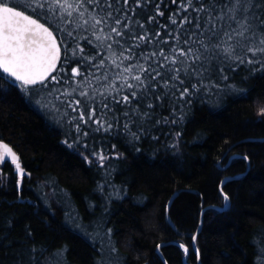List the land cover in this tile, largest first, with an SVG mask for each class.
I'll list each match as a JSON object with an SVG mask.
<instances>
[{
    "label": "trees",
    "instance_id": "1",
    "mask_svg": "<svg viewBox=\"0 0 264 264\" xmlns=\"http://www.w3.org/2000/svg\"><path fill=\"white\" fill-rule=\"evenodd\" d=\"M179 3L154 0L146 9L137 8L132 20L139 19L144 29L132 23L128 32L148 29L151 35L158 30L159 40L168 43L140 42L131 55L124 53L129 58L123 63L114 41L121 40L124 48L135 41L97 25L95 33L89 28L79 34L84 50L79 55L89 56L93 64L103 59L104 67L86 73L87 62L81 66L72 58L64 64L61 45L53 75L64 77L61 65L69 72L75 65L81 75L72 83L61 81L49 93L39 84L33 91L32 86L17 88L0 79V264H264V117L256 115L264 107V68L241 64L230 72L225 69L226 81L212 73L214 86L190 100L176 99L179 92L171 101L150 95L127 116L123 112L127 105L112 102L116 89L120 96L133 91L121 87L123 77L147 75L133 67L131 74L117 77L123 67L136 65L137 60L144 68L149 63L155 66L157 60L167 66L162 57L145 62L139 56L148 48L167 53L173 44L167 31L175 28L169 16ZM155 4L162 16L155 15ZM9 6L27 10L25 14L32 9L30 0H9ZM149 15L155 16L151 23L146 22ZM157 21L167 31L157 29ZM108 35L111 40L103 39ZM56 39L59 44L60 36ZM65 42L69 49L77 43L66 34ZM181 45L182 38L175 42L176 47ZM114 51L120 67L112 63ZM85 75L89 80L83 91L89 95L80 96L75 82ZM128 82L138 83L130 78ZM73 87L75 93L57 99L59 92L71 93ZM105 96L109 108L102 114ZM139 96L138 92L137 100ZM74 99L81 101L75 112L62 102ZM129 99L137 105V100ZM148 102L150 115L138 129ZM92 105L97 106L93 119H101L102 128L73 119L82 110L87 121ZM131 117L126 129L125 121ZM3 143L19 154L22 176L14 163L3 160Z\"/></svg>",
    "mask_w": 264,
    "mask_h": 264
},
{
    "label": "snow or ice",
    "instance_id": "2",
    "mask_svg": "<svg viewBox=\"0 0 264 264\" xmlns=\"http://www.w3.org/2000/svg\"><path fill=\"white\" fill-rule=\"evenodd\" d=\"M153 2L154 0H132L130 4V0H30L31 12L25 14L27 10L18 11L15 6H9V0H0V70H2L0 79L17 88L21 85L26 88L32 86L33 91L39 90L35 88L39 84L41 89H47L49 93L56 91L55 85L60 84L61 81L63 85L72 83V78L81 75L80 68L75 65L70 72L63 64L61 65L59 71L65 73L64 77H60L58 73L53 75L57 72L61 45L64 51V64L72 58H77L81 66L87 62L89 68L85 69L86 73L91 68L104 67L103 59L93 64L89 56L79 55L84 51L78 43L79 34L87 32L89 28L95 33L97 25H106L109 32L115 34L116 37L126 36L135 41L127 48L123 47L121 40L114 41L122 57L121 63L129 58L124 53L131 55V50L140 47V42L147 40L149 45L153 40H157L160 44L168 43L167 39L159 40L158 30L152 31L151 35L148 29L140 34L134 30L128 32L129 25L132 23L144 29V24L140 23L139 19L133 21L132 17L138 15L137 8L146 9L148 4ZM172 3L175 4L176 0H172ZM154 7L155 15L162 16L163 12L159 10L160 5L155 4ZM181 13L188 14L181 15ZM34 14L36 18H33ZM262 15H264V0H260L259 3L257 0H225L224 3H220L219 0H207V2L205 0H180L176 12L169 16L170 23L175 25V28L167 31V26H161L157 21V29L165 27L167 35L172 37L173 44L168 48L167 53L164 49L157 52L148 48L139 56V59L145 62L153 61L157 56L162 57L163 61L167 62V66L157 60L155 66L149 63V68H144L137 60L136 65L123 67L121 72L116 73L117 77L125 72L131 74L133 67H138L147 75L142 76L138 72L130 77H123L121 87L126 85L133 91L123 96L119 95V89H116L115 95L109 93L112 95L113 104H120L122 107L127 105V108H123L124 115L127 116L129 110L135 114L138 111V104L150 95L155 96L157 100L161 96H167L171 101L176 92H179L176 99L183 100L185 96H188L190 100L201 89L208 90L213 81L212 73H216L220 80L226 81L228 77L225 69L230 72L241 64L245 66L258 64L264 68V31H262L264 19H261ZM153 19L155 16L149 15L146 22L151 23ZM41 20L45 23H41ZM86 25L88 27H85ZM120 25H123V28ZM99 31L103 33L104 28L100 27ZM65 34L73 41H77L74 48H68ZM57 35L60 36L59 44L56 39ZM95 38L97 41L102 39L100 35H96ZM181 38L182 45L178 48L175 42ZM103 39L111 40V36H104ZM108 47L111 48V43ZM70 51L71 57L69 56ZM111 55L112 63L120 67L115 60L117 53L114 51ZM92 75L95 76L96 73ZM161 76H164V79L161 80ZM129 78L138 83H129ZM104 79H108L107 73ZM88 80L89 77L85 75L81 81L75 82L76 87L81 89L80 96L89 95L83 91V84ZM146 81L149 83H145ZM49 84L53 87L49 88ZM76 87L72 88L71 93L59 92L57 99L60 96L72 95L76 92ZM112 87L115 88V85ZM156 88H160L161 91L157 92ZM138 92L140 93L139 100H137ZM101 95L104 96V93ZM129 97L137 100V105H133ZM90 99H94V96ZM107 100L108 97L105 96L101 108L102 114L103 109L109 108ZM62 102L72 107L74 112L79 110L81 103L79 99ZM150 108H152V103H146V110L140 114L141 120L137 121L138 129L144 117L150 115L147 111ZM96 111L97 106L92 105L88 110L87 121L84 120L85 114L82 110L79 111V116L73 119L84 121V123L91 121L102 128V120L93 119ZM133 118L125 121L126 129L133 122ZM110 127L111 124H109ZM76 128L79 129L80 124H77ZM99 130L98 128L97 131ZM84 135L87 133L85 132ZM100 159L104 157L101 155ZM20 175L22 176L23 173L21 172ZM223 199L227 201L228 197L225 195ZM184 251L187 252L188 249L184 248Z\"/></svg>",
    "mask_w": 264,
    "mask_h": 264
},
{
    "label": "water",
    "instance_id": "3",
    "mask_svg": "<svg viewBox=\"0 0 264 264\" xmlns=\"http://www.w3.org/2000/svg\"><path fill=\"white\" fill-rule=\"evenodd\" d=\"M18 11H20V10H18ZM58 63H59V61H58ZM58 63H57V65H58ZM2 158H3V160H8V161L14 163V165L16 167V170H17L18 174L20 175L21 171H20V162H19L20 157H19V154L8 143H3L2 144ZM177 196H178V193H175L173 195V197L170 199V201L168 203L167 211H169V208L171 207V204L173 203L174 199ZM185 260H186V258H185Z\"/></svg>",
    "mask_w": 264,
    "mask_h": 264
},
{
    "label": "clouds",
    "instance_id": "4",
    "mask_svg": "<svg viewBox=\"0 0 264 264\" xmlns=\"http://www.w3.org/2000/svg\"><path fill=\"white\" fill-rule=\"evenodd\" d=\"M242 91H246V90H242ZM256 115L258 117H264V107H261L259 109L256 110ZM144 199V202H146L147 198H143ZM142 206V205H141Z\"/></svg>",
    "mask_w": 264,
    "mask_h": 264
}]
</instances>
